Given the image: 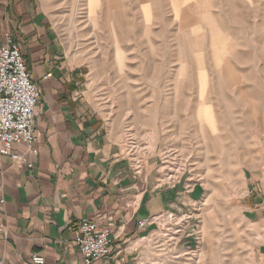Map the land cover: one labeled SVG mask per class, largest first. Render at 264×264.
Segmentation results:
<instances>
[{
  "label": "rangeland",
  "instance_id": "1",
  "mask_svg": "<svg viewBox=\"0 0 264 264\" xmlns=\"http://www.w3.org/2000/svg\"><path fill=\"white\" fill-rule=\"evenodd\" d=\"M134 158L195 186L153 264H257L242 170L264 146V0H35Z\"/></svg>",
  "mask_w": 264,
  "mask_h": 264
},
{
  "label": "crops",
  "instance_id": "2",
  "mask_svg": "<svg viewBox=\"0 0 264 264\" xmlns=\"http://www.w3.org/2000/svg\"><path fill=\"white\" fill-rule=\"evenodd\" d=\"M4 32L16 36L40 101L33 119L38 156L28 158L31 167L0 157L1 264H31L32 254L44 264H83L73 244L82 219L113 235L111 255L90 264H153L166 216L197 203L198 188L167 174L154 156L125 151L92 99L93 85L84 83L35 0H0V36ZM16 149L25 155L22 146ZM241 170L249 193L242 216L259 229L254 258L264 264V146Z\"/></svg>",
  "mask_w": 264,
  "mask_h": 264
},
{
  "label": "built area",
  "instance_id": "3",
  "mask_svg": "<svg viewBox=\"0 0 264 264\" xmlns=\"http://www.w3.org/2000/svg\"><path fill=\"white\" fill-rule=\"evenodd\" d=\"M39 101L40 90L25 66L16 36L4 32L0 36V157L9 158L19 167H31L28 158L38 156L33 119ZM17 146L24 148L25 155L20 154ZM244 197H249V193ZM146 223L147 220L141 221L138 227ZM112 242L111 231L89 219L80 220L73 235V244L83 264L110 256ZM30 262L44 264V259L32 254Z\"/></svg>",
  "mask_w": 264,
  "mask_h": 264
}]
</instances>
